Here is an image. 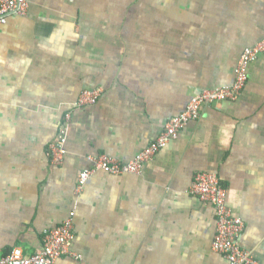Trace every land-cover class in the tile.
I'll return each mask as SVG.
<instances>
[{"label": "crops", "instance_id": "crops-1", "mask_svg": "<svg viewBox=\"0 0 264 264\" xmlns=\"http://www.w3.org/2000/svg\"><path fill=\"white\" fill-rule=\"evenodd\" d=\"M264 38V0H30L0 24V252L32 255L75 211L60 264H231L213 249L217 213L191 193L219 175L244 221L241 246L264 264V52L236 100L208 104L141 173L95 170L134 159L204 90L231 86ZM73 110L67 153L48 148ZM76 255H79L78 258Z\"/></svg>", "mask_w": 264, "mask_h": 264}, {"label": "built area", "instance_id": "built-area-1", "mask_svg": "<svg viewBox=\"0 0 264 264\" xmlns=\"http://www.w3.org/2000/svg\"><path fill=\"white\" fill-rule=\"evenodd\" d=\"M30 0H0V24H6L10 15H26ZM264 52V38L243 52L235 69V81L231 86L204 90L194 95L185 111L174 116L165 129L150 145L128 162L120 161L108 155L89 156L93 167L83 170L78 178L77 194L81 192L95 170L110 174H139L147 161L177 139L181 130L191 120L197 119L202 108L225 100H236L248 82L249 67ZM102 95V89L84 90L72 109L68 110L60 124L56 139L50 143L48 155L54 164H62L67 153L70 123L73 110L95 104ZM191 193L198 195L204 202L213 204L217 213V230L213 240V249L224 255L231 264H260L251 251L243 248L239 242L244 229V221L237 216L228 204V192L218 174L203 171L196 174ZM75 211L55 228L47 229L43 236V247L32 255H26L22 248L16 247L7 254L0 252V264H60L61 256L70 253L75 237ZM78 258L79 255H76Z\"/></svg>", "mask_w": 264, "mask_h": 264}]
</instances>
